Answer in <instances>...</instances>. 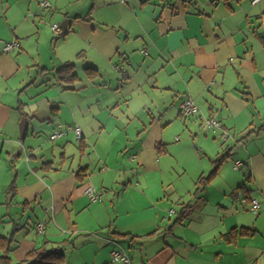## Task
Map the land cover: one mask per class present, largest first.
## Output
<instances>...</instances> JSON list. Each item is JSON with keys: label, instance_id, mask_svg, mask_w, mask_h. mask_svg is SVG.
Segmentation results:
<instances>
[{"label": "crops", "instance_id": "obj_1", "mask_svg": "<svg viewBox=\"0 0 264 264\" xmlns=\"http://www.w3.org/2000/svg\"><path fill=\"white\" fill-rule=\"evenodd\" d=\"M252 1L0 0V237L13 263L46 248L66 264H125L110 254L121 246L130 264H264V0ZM67 19L64 49L43 51ZM66 62L76 78L57 74ZM213 113L229 144L206 129ZM88 186L105 198L91 203Z\"/></svg>", "mask_w": 264, "mask_h": 264}, {"label": "built area", "instance_id": "obj_2", "mask_svg": "<svg viewBox=\"0 0 264 264\" xmlns=\"http://www.w3.org/2000/svg\"><path fill=\"white\" fill-rule=\"evenodd\" d=\"M259 1L260 0H253L252 3L256 4ZM42 6L49 8L51 6V4L49 2H43ZM61 29L62 28H61L60 24H53L52 25V30H53L54 34H56V35H58L60 33ZM19 47H20L19 42L13 41L12 43H7L5 45L4 50L5 51H11V50L19 48ZM143 52L147 53L146 50H143ZM118 69L121 71V74H122V79L120 80V85H124L126 82V80H125V77H126L125 69L120 67V66L118 67ZM198 111H199V107L191 98H185L182 101L181 112H182L183 117H185V118L193 117L198 113ZM205 126H206V129H211L214 131L224 130L223 126L221 124V121L218 118L216 113L211 114L208 117H206ZM69 129H70V127H69ZM67 130H68L67 128L59 126L58 129H56L50 135V139L51 140H58V139L62 138ZM72 130L74 131V133L76 135V139L78 141H81L82 136H83L81 128L75 126V127H72ZM229 137H230V135L227 133V131L224 130L223 134H222V139L224 141L225 140L227 141L229 139ZM242 164L243 163L240 160L236 161L235 169H239L242 166ZM85 194L88 196V198L90 199V201L92 203H95V202L101 201L104 198L106 192L105 191L97 192L94 189V187L88 186L85 189ZM242 200L245 201L246 200L245 197H242ZM260 207H261V204L257 199L251 200L252 212H254L255 214L258 213L260 210ZM175 213H176V211L174 209H172L171 214H175ZM37 230H38V232L43 233L44 232V223L39 224L37 226ZM110 254H111V258L113 261L122 262L125 264H130V258L128 256V253L123 247L120 246L117 249H113Z\"/></svg>", "mask_w": 264, "mask_h": 264}, {"label": "trees", "instance_id": "obj_3", "mask_svg": "<svg viewBox=\"0 0 264 264\" xmlns=\"http://www.w3.org/2000/svg\"><path fill=\"white\" fill-rule=\"evenodd\" d=\"M78 18H80V17H75V19H78ZM57 38H60V36H58ZM74 67H75V64L73 62H66L62 66L57 68L56 72L60 76V78H62V79L76 78L77 75L75 73ZM84 70H85L86 74L90 77H92L98 73V69L94 66H87L84 68ZM262 130L264 131V125L261 127L260 131H262ZM224 159H225V157H221L220 159H216L214 161V163H215L214 169L207 176H201L199 178V180L197 182L198 186H197L196 192H195L196 195H201V193L204 192L205 188L209 185V183L215 178L217 170L219 169V166L224 162ZM200 184L202 185L201 187H200ZM16 191H17L16 184L12 183L9 186L7 193L10 197H13L16 195ZM96 191L100 192L98 190H96ZM241 192H242V194L247 193L244 185H242L238 189V193H241ZM105 196H106V194H105ZM105 196H104V198H105ZM197 198H201V196H198ZM98 202H100V201H98ZM95 203H97V202H95ZM39 224H42V223H39ZM244 233H249V231H244ZM231 235H232V233L227 234L226 238L232 239ZM11 242L12 241L10 240V238L2 237V236L0 237V249H2V251H3V255L1 258L3 264H66L63 252H61L58 249L57 250L56 249L47 250L46 248L36 249L32 253H30L26 257V259H24L23 261L18 262V263H13L10 255H9L10 251H11Z\"/></svg>", "mask_w": 264, "mask_h": 264}, {"label": "rangeland", "instance_id": "obj_4", "mask_svg": "<svg viewBox=\"0 0 264 264\" xmlns=\"http://www.w3.org/2000/svg\"><path fill=\"white\" fill-rule=\"evenodd\" d=\"M150 7V6H149ZM51 24H49V26H50ZM52 26V25H51ZM21 31V30H20ZM25 32V30H22L21 31V33H24ZM59 35H56V34H54V32L51 30V27H49V32H48V36L46 37V35L45 34H43V36H42V38H41V40H40V42H41V46H42V50L44 51V50H49V51H55L56 52V55L58 56L59 55V53L64 49V44H63V42L64 41H62V40H59V39H62V38H57ZM68 37V36H67ZM66 37V38H67ZM32 40H33V43H34V45L33 46H31L30 47V49L29 50H31V52H32V54H34V55H38L39 56V50H38V48H37V46H36V39L37 38H34V37H32L31 38ZM49 41V43H48V41ZM65 40H69V41H72L73 42V44H75V43H80V41H79V39L77 38V37H75V36H73V35H71V36H69L67 39H65ZM47 44H48V47H47ZM76 59L77 58H79L78 57V55L75 57ZM200 130H201V133H204V131L202 130V128L200 127ZM201 137H202V135L201 134H199ZM192 136H194V134L192 133ZM181 137V136H180ZM47 138V137H46ZM45 138V139H46ZM194 138H196L195 136H194ZM229 140V139H228ZM197 143H198V140L196 141ZM202 142V141H201ZM225 142L227 143V141L225 140ZM229 142L230 141H228V143L227 144H229ZM51 144V143H50ZM226 144V145H227ZM46 146H50L48 143H46ZM43 150V149H42ZM235 161H237L236 159H235ZM241 162H243L242 160H240ZM229 162H232V161H230L229 160ZM232 164H234V162H232ZM231 168H233V165H232V167ZM197 186H198V184H197ZM202 185L200 184V187H201ZM194 190H195V186L193 187V192H194ZM177 207H179L178 205H177Z\"/></svg>", "mask_w": 264, "mask_h": 264}, {"label": "water", "instance_id": "obj_5", "mask_svg": "<svg viewBox=\"0 0 264 264\" xmlns=\"http://www.w3.org/2000/svg\"><path fill=\"white\" fill-rule=\"evenodd\" d=\"M69 23H70L69 19H67L66 21H63L61 23L62 32L60 33V36H63L65 33H67ZM28 127H29V118L28 117H24L22 119V123H21V134H22L23 138L25 137V135H26V133L28 131Z\"/></svg>", "mask_w": 264, "mask_h": 264}]
</instances>
